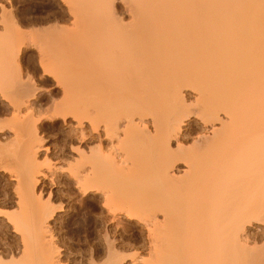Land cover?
<instances>
[{"label":"bare ground","instance_id":"1","mask_svg":"<svg viewBox=\"0 0 264 264\" xmlns=\"http://www.w3.org/2000/svg\"><path fill=\"white\" fill-rule=\"evenodd\" d=\"M63 1L76 30L99 11L108 24L94 28L92 15L87 41L57 22L33 32L42 75L65 96L52 109L14 51L19 25L0 27V176L16 199L0 217L22 246L0 264H62L51 220L68 204L44 200L50 173L73 183L67 198H85L98 226L140 231L146 255L131 264H264V0ZM49 119L71 136L52 167L40 161ZM105 233L101 264H125L128 239Z\"/></svg>","mask_w":264,"mask_h":264},{"label":"rangeland","instance_id":"2","mask_svg":"<svg viewBox=\"0 0 264 264\" xmlns=\"http://www.w3.org/2000/svg\"><path fill=\"white\" fill-rule=\"evenodd\" d=\"M64 2L65 1H63V0H9V2H8V0H0V6H1L0 7V27L2 25H4L2 23H5L2 21V19H4V18H5V20L6 19L9 20L8 21L9 24L13 23V22H17V24L19 25V29H20L19 31H21V32H19V34L22 33V35H20V37H22L21 39H23L24 42L22 40L21 41L23 43L17 42L18 46L14 47V48L17 49V47H19L20 51L18 52L17 51L18 49L17 50L14 49V51H16L15 53H18L17 55H19L22 58V68L26 72H29L31 74L35 75V73H36L37 84L40 86L39 92L40 93L43 92L40 96V101L42 102L43 109H45V110H47L46 108L52 109V106L54 107V105H53L54 103L58 104V103H61L62 101H65V99L62 100L65 96H63V94H62L63 91L61 90V88L55 87L56 81H53L52 80L53 78L42 75L43 71H42V67H41L42 64H41V60H40V56H39V49H37L38 47H36V44L34 47V43H33V42H36L35 40L38 41L37 36L35 35L36 32H38L39 29H41L40 27L53 26L57 22L58 26L59 25H60V27L63 26L62 28H60V30L65 27V28H69V29H67L66 31L63 30L64 32L72 33V32H76V31H80V34L78 37L79 38L81 37V39L84 37V39L87 41V40H91L93 38L94 35L93 34L91 35V32L94 31V28L96 27V25H99L98 22L100 23V26L101 25L104 26V24L105 25L108 24V20H104L105 16H104L103 12L102 11H99V12L96 11L97 14L95 13L96 15H93V14L92 15H93L94 19H95V17H97L98 21L95 19L97 23L92 22L94 20L92 18V15L88 13L90 15V16L88 15L90 18L89 19L86 16L87 15V13H86L85 16L87 17L88 20L86 18H84L86 21H82V24L83 25L85 24L82 27L83 30L80 29V27L76 30V27H73L71 22H69L70 20L68 19V14L66 12L68 6ZM88 2H89V0H88ZM91 2H96V3L101 2V5H102L103 0H91ZM83 3H84V5L86 4L85 1H83ZM97 8H98V6H97ZM118 8L121 10L120 5L118 6ZM85 11H86V9H85ZM93 11H94V9L92 10V13H93ZM48 13H49V15H47ZM83 13L84 12H82V14ZM209 13L208 14L206 13V14L209 15ZM1 16L3 18H1ZM209 16H211V15H209ZM43 17L44 18H50V19L52 18V20H51L52 22H49L50 24L48 23L45 26L38 24L37 21ZM121 18H124V17L122 16ZM54 19H55V21H54ZM66 20L67 21L69 20L68 21L69 23ZM11 21H13V22H11ZM90 21L92 22L91 23L92 25L94 23H96V24H94L95 25L94 28H93V26H90L92 29H90V27H88L90 25ZM128 21L129 20L124 19V23H127ZM211 21H212L211 19H205L201 22L204 24L205 23L210 24ZM211 25H212V23H211ZM86 26H87V29H90V31L89 30L85 31L86 28H84V27H86ZM100 26L99 27L97 26V28H100ZM100 29H103V28H100ZM62 32H61V34H62ZM82 32H83V34H82ZM70 33H69V36L71 35ZM84 33L87 36H84ZM81 35H83V36H81ZM90 35H91V37H90ZM23 36H24V38H23ZM20 37H19V41H20ZM211 37L206 36L205 39H213ZM81 39H78L77 43H82L85 41L83 39L80 42ZM96 39H97V37H96ZM64 40L67 42L66 38H64ZM64 40H63V42H64ZM70 40H72V39H70ZM19 43H22L25 45L21 44V46H19ZM62 45L64 47V44H62ZM13 52L11 51V52H9V54H11ZM81 89H83V88H81ZM81 89H80V91H81ZM50 92L53 94L55 101H52L51 98L49 97L48 93H50ZM74 92H75V90L72 93L73 97L75 96L77 91L75 93ZM78 93H79V91H78ZM83 93H84V91H83ZM83 93L81 92L79 94L82 95ZM74 99L75 98H73V100H70V102L75 103V102H72V101H74ZM2 104L4 107L5 102L3 101V99H1V96H0V113L2 112V109H3V107L1 108ZM5 117H6V119H8L9 115L5 116ZM5 117H3V118L0 117V118H2V120H5L4 119ZM54 120L49 119L47 121H44L41 125L44 127V130H45L44 134H43V136H44L43 144L50 148V152H48V154H46L47 157L44 155L45 154L44 153L42 155V157L40 158V161L41 160L43 161V159L49 160L51 167H52V165H54L57 162L55 160L58 159L57 155H54V153H57L56 151H59V153H57V154H60V150H62V148H64L65 145L68 146L69 142H71L70 141L71 136L69 138V135H68L69 133H68V131L64 130L65 128L63 127L62 122L59 120H56V119H54ZM7 141H5V143ZM42 161H41V164H43ZM50 164L47 162L46 168H48L50 166ZM52 174L50 173L51 176H49V179L44 180V183L42 186V190L44 189L43 190L44 200H46L48 198L49 193H51V200L54 203L55 207H59L61 204H66V205L68 204L65 213L64 212L63 213L57 212L58 214L57 213L55 214L57 216L54 215L55 218L53 217L52 218L53 221L51 220V226L53 229L52 232L54 233V237H55L54 240H56V244H57V246H59V249H60L59 254L61 255L60 259L62 260V264H89L90 259L88 257L90 256V258H91V255H90L91 252H92V254H94L95 261H99L96 264H99V263L101 264V262L103 263L104 260L106 259V256H105L106 255V249H105L106 246H105V243L103 240V236H105L106 230L108 232L110 231L111 235H113L115 233H117V234L119 233V234H123L125 236L126 240L128 239V241L126 242V240L124 238V240L127 244L124 243L123 246L121 248H119L120 254L121 255L123 254L122 256H124L125 258L129 256V258H126L125 264L126 263L131 264V262L134 263L132 260H134V258L136 257V254H137V256L138 255H142V256L146 255L145 250L142 247L143 246L142 245L143 244L142 235L138 233V232H140L139 230H137L136 228L134 229L132 226H130L126 223L125 224L122 223L120 225L117 224V226H116V224H114V223L110 224V222H108V221H105L104 223L101 224V226H98L99 223L97 221H96L97 223H95L96 218L90 216V214H89V206H88V202H87V200H85V198H82V200L77 199L76 202H74V201L71 202L72 197H71V199L67 198V197H70V195L73 196L72 195L73 194V189H72L73 183L69 184V182L71 183V181H67V183H66V179H63L65 181L64 182L63 180L57 178L56 175L53 176ZM11 184L9 183V180H3V178H1V176H0V210H6V211L10 212V211H13L16 209L15 208L16 206L14 205L15 204L14 202L16 199L13 195L14 187ZM70 186L72 189V190H70L72 194L69 193L70 192L69 191ZM68 199H70V200H68ZM69 203H71V204H69ZM68 206H70V207H68ZM122 225L124 226V228L126 225V228L124 229L122 227ZM127 226H128V228H127ZM13 228L14 227H12L9 224L6 217H0V257L1 256L4 257L5 260L6 259L9 260V258H11L12 255L17 257V259H18V256L20 257L21 252H22L21 251L22 246H21V243L18 239L19 236L16 235V233L14 231L15 229L13 230ZM127 229L129 230V233H128ZM124 231H126L127 233H125ZM139 235H141V236L139 237ZM135 236H137V237H135ZM127 237H129V238H127ZM139 238H140V240H139ZM263 241L260 244H263L264 243ZM18 242H19V244H18ZM132 244L134 245V248H136V246H138V247L136 249H134ZM124 245H125V247L128 246L129 248L128 247L125 248ZM139 246H141L142 248ZM103 247H105V248L103 249ZM123 247L125 248V250ZM131 247L133 249H131ZM138 248H140L141 250ZM123 251H124V253H123ZM12 253H14V254H12ZM7 254H9V256H7ZM132 257H133V259H132ZM130 258H131V260H130ZM75 262H77V263H75Z\"/></svg>","mask_w":264,"mask_h":264}]
</instances>
